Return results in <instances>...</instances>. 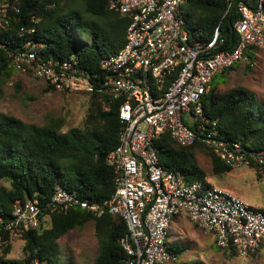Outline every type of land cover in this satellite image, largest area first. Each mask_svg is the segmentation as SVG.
<instances>
[{
	"label": "built area",
	"instance_id": "2783aa9c",
	"mask_svg": "<svg viewBox=\"0 0 264 264\" xmlns=\"http://www.w3.org/2000/svg\"><path fill=\"white\" fill-rule=\"evenodd\" d=\"M234 1L228 0L227 9ZM262 1L255 0L252 7L249 0L234 4L240 18L234 24V46L227 50H216L221 43L218 28L208 41L194 37L183 17L186 0H107L110 9L128 17L125 43L102 58L100 70L91 74L76 66L74 55L43 56L38 52L42 43L32 40L15 45L10 59L14 70L54 90L100 94L105 108L119 102L121 126L116 147L106 155L114 182L108 198L93 200L56 185L45 203L36 198L16 200L5 228L20 235L39 228L49 212L78 206L98 216L122 218L126 225L120 239L122 264H182L166 237L170 221L184 216L211 234L221 250H233L242 258L257 252L264 242V211L207 178L184 182L180 171L159 162L154 140L168 132L181 146L203 143L232 169L264 162L263 150L225 139L217 120L203 107L217 72L240 59L249 62L244 54L249 45L264 49ZM19 13L18 0H0V48L7 44L3 34L23 35L22 26L12 30ZM31 264L46 262L33 259Z\"/></svg>",
	"mask_w": 264,
	"mask_h": 264
},
{
	"label": "trees",
	"instance_id": "16d2710c",
	"mask_svg": "<svg viewBox=\"0 0 264 264\" xmlns=\"http://www.w3.org/2000/svg\"><path fill=\"white\" fill-rule=\"evenodd\" d=\"M236 2L227 9L228 0H186L183 17L196 39L208 41L218 28L221 43L216 50L232 49L236 40L234 24L240 18L234 6ZM18 4L19 20L12 30L22 26L25 31L22 36L3 34L7 44L0 48V98L14 71L10 66L13 47L26 40L42 43L38 52L46 57L67 59L74 55L76 66L85 74L99 71L100 60L125 43L128 17L110 9L107 0H18ZM248 4L252 7L255 0H249ZM30 28L34 31L27 33ZM257 50L249 45L244 54L249 60L250 57L257 59ZM249 68L250 64L246 66ZM84 94L89 99L83 124L66 131H61V122L55 120L38 126L0 113V242L3 245L0 262L4 264H31L33 259L62 264L58 257L59 238L89 221L93 222L99 245L94 264H122L125 258L120 245V239L126 234L122 218L109 213L98 216L78 206L49 212V225L44 226L42 221L39 228L22 231L18 236L23 240V258L6 257L13 234L5 228V223L12 216L16 200L36 198L45 203L56 185L76 190L93 200L106 199L114 190L113 169L106 155L118 140L119 102L105 108L100 94ZM203 107L210 118L217 120L225 139L264 151V102L254 93L241 87L223 92L210 87L204 95ZM154 143L159 162L180 171L186 183L206 178L196 159L198 153L208 157L213 174L232 170L203 143L181 146L168 132L156 137ZM251 167L255 168L258 178L264 173V162ZM223 251L236 256L233 250Z\"/></svg>",
	"mask_w": 264,
	"mask_h": 264
},
{
	"label": "rangeland",
	"instance_id": "374dc122",
	"mask_svg": "<svg viewBox=\"0 0 264 264\" xmlns=\"http://www.w3.org/2000/svg\"><path fill=\"white\" fill-rule=\"evenodd\" d=\"M257 51V59L250 57L249 62L240 59L230 68L217 72L209 83L211 87H216L219 92L241 87L254 93L264 102V49ZM248 63L250 68L246 69ZM16 84L19 85L18 89ZM48 87L44 81L14 70L4 85V94L0 98V113L38 126L55 120L61 122V131L82 126L89 96L82 92H62ZM196 159L206 172V178L214 185L232 191L252 206L264 211L263 172L258 178L254 167L242 166L216 175L213 174L206 155L198 153ZM177 221L178 216L170 221L166 241L179 253L181 263L264 264V242L254 256L231 257L216 245L211 234H206L188 223L185 229H181ZM43 225H49L48 218H45ZM58 244V257L62 264H94L99 245L93 222L89 221L79 229L68 231L59 238ZM10 245V252L6 257L23 258V240L18 235L13 234ZM2 246L0 242V255Z\"/></svg>",
	"mask_w": 264,
	"mask_h": 264
},
{
	"label": "crops",
	"instance_id": "0c3cea01",
	"mask_svg": "<svg viewBox=\"0 0 264 264\" xmlns=\"http://www.w3.org/2000/svg\"><path fill=\"white\" fill-rule=\"evenodd\" d=\"M192 224L186 217L184 216H178V221H177V224L178 226L182 229H185L186 228V224ZM194 225V224H192Z\"/></svg>",
	"mask_w": 264,
	"mask_h": 264
}]
</instances>
